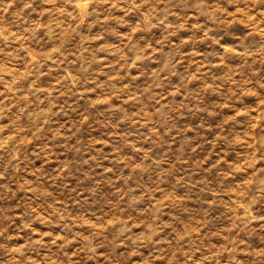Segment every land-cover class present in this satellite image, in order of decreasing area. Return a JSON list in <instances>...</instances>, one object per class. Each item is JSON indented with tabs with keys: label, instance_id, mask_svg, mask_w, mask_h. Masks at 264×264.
I'll list each match as a JSON object with an SVG mask.
<instances>
[{
	"label": "rangeland",
	"instance_id": "374dc122",
	"mask_svg": "<svg viewBox=\"0 0 264 264\" xmlns=\"http://www.w3.org/2000/svg\"><path fill=\"white\" fill-rule=\"evenodd\" d=\"M0 264H264V0H0Z\"/></svg>",
	"mask_w": 264,
	"mask_h": 264
}]
</instances>
